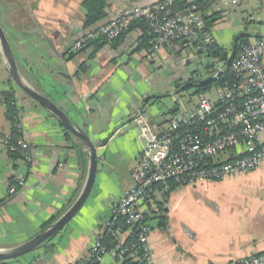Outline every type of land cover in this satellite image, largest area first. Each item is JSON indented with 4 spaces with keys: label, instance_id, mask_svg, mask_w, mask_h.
<instances>
[{
    "label": "crops",
    "instance_id": "1",
    "mask_svg": "<svg viewBox=\"0 0 264 264\" xmlns=\"http://www.w3.org/2000/svg\"><path fill=\"white\" fill-rule=\"evenodd\" d=\"M156 1L109 0L103 21ZM83 2L0 0V23L22 76L91 134L99 157L91 196L78 215L32 253L4 264H75L86 259L111 218L112 206L132 184L131 170L142 151L133 116L141 109L150 122L161 126L173 109L172 104L164 110L161 105L150 107L153 97L144 101L145 94L168 93L174 76L180 77L160 63L172 55V46L151 59L141 47L142 31L135 28L97 52H73L75 40L94 28L85 26ZM214 12L221 17L210 32L229 53L239 32L251 34L249 43L264 36V0L238 4L219 0L212 6ZM201 74L196 76H209ZM10 88L29 159L14 160L2 141L10 135L12 122L0 98L1 250L29 240L65 212L83 190L89 169L81 142L69 138L53 114L17 88L0 51V96ZM104 139L105 144H100ZM20 178L25 184L11 195L10 186ZM158 189L153 205L157 216L150 220L149 234L156 264H240L264 254V169L195 185L161 184ZM100 264H139V257L110 251Z\"/></svg>",
    "mask_w": 264,
    "mask_h": 264
},
{
    "label": "built area",
    "instance_id": "2",
    "mask_svg": "<svg viewBox=\"0 0 264 264\" xmlns=\"http://www.w3.org/2000/svg\"><path fill=\"white\" fill-rule=\"evenodd\" d=\"M186 1L191 5L175 15L168 11L172 0L124 9L106 24L79 36L72 46L73 52L77 53L97 40L111 44L129 31L136 20L146 19L152 33V46L147 56L155 60L157 53L172 46V55H167L160 62L161 66L181 67L193 59L205 57L213 64L209 75L214 79H220L227 71L233 77L230 82L220 83L221 89L214 94L193 92L187 106L183 105L173 86L169 93L178 98L174 104L175 112L163 117L161 126L150 122L143 110L135 113L132 122L138 126L142 151L131 170L132 184L112 206L111 218L92 245L88 257L75 264H100L110 251L125 256L137 255L139 264H156L149 243L151 222L138 227L140 234L131 246H128V239L148 205L154 204L161 184L195 185L264 169V36L253 43L240 45L227 69L225 61L207 56L209 46L215 40L206 29L194 0ZM231 1L240 3V0ZM173 58H177L178 63ZM0 98L4 101L2 94ZM15 118L17 121L13 126L20 133L19 145L25 155L29 146L24 138L20 112ZM2 141L8 151L14 149L8 136ZM27 155L25 157L29 158ZM18 184L23 186L25 180L20 178ZM17 190V186H12L9 193L15 194ZM119 218L121 222H118ZM108 234L115 242L113 248L104 241ZM137 246L139 253L135 252ZM240 264H264V254L250 256Z\"/></svg>",
    "mask_w": 264,
    "mask_h": 264
},
{
    "label": "water",
    "instance_id": "3",
    "mask_svg": "<svg viewBox=\"0 0 264 264\" xmlns=\"http://www.w3.org/2000/svg\"><path fill=\"white\" fill-rule=\"evenodd\" d=\"M250 36L251 34L245 31L236 34L233 40V46L230 53L227 52L228 55V60L226 63L227 69L230 68L237 54L241 39ZM0 51L5 60L6 68L10 75V78L17 86V88H19L26 96L31 98L33 101H36L40 105H42L48 112L53 114L56 117V119L64 126V128L68 132H70L72 136H74L78 141L81 142L89 157V169H88L87 180L78 198L67 208V210H65V212H63L58 218L52 221L47 227L43 228L38 234L30 238L29 240L8 250L0 249V260L10 261L20 258L26 254L32 253L40 246L47 243L56 234L61 232L64 229V227L67 224H69L72 221V219L78 215V213L83 209L89 197L91 196L96 180V175L98 172L99 157H98V143L93 140L91 134H89V132H87L62 107H60L56 102H54L51 98H49V96H47L44 92L34 88L33 86H31L26 82V80L24 79V77L22 76L19 70L15 53L12 49L10 41L1 23H0ZM197 74L198 72L196 73V75ZM196 75H194V73L192 72V75L190 77H181L180 79H182V81L184 82L183 88L189 86L203 87L209 84L210 82H213L214 80V77L211 75L205 78ZM145 95H146L144 99L145 102L149 101L150 97H153L152 98L153 102L151 106L149 105L150 107H152L154 105H158V106L161 105V101H163L162 100L163 95L168 96L169 92L162 94L161 96H157L154 94L153 95L145 94ZM149 106H147L145 109L149 108ZM105 142L106 139L102 140L100 144L104 145Z\"/></svg>",
    "mask_w": 264,
    "mask_h": 264
},
{
    "label": "trees",
    "instance_id": "4",
    "mask_svg": "<svg viewBox=\"0 0 264 264\" xmlns=\"http://www.w3.org/2000/svg\"><path fill=\"white\" fill-rule=\"evenodd\" d=\"M217 1H219V0H194L193 1V3H195L197 5L198 10L203 15V18H204V21H205V27H206V29L208 31L211 30V28L215 25L216 21L221 17V14L218 13V12L211 13L212 6ZM190 5H191V3H189L186 0H172V3H170L169 9H168L169 14L175 15V14L181 13L187 7H189ZM83 6H84V8L86 10L85 26L88 29L89 28H93V27L96 28L98 26L106 24L107 22H109L111 20V19H108L106 21H103V19H105L107 17V14H108L107 13V9L109 7V0H84ZM135 28H138V29H140L142 31L141 47L143 49H146V51H149L151 49V46H152V44H151L152 33H151L150 22L148 20H146V19L136 20L131 25L129 31H131V30H133ZM129 31H127L124 34H122L117 40L113 41L112 43L115 44L118 40L122 39ZM248 40H249L248 37L242 38L241 41H240L239 47L242 44L249 43ZM106 44H108V43L106 41H104V40H97V41H94L93 43H91L88 46L89 48H86V49H83V50H90L91 49L92 52H97ZM83 50H81V51H83ZM208 52L209 53L207 54V56L209 58L217 59L219 61H225L227 63V60H228L227 51L225 50V48L220 46L216 41H214L209 46V51ZM77 53H79V52H77ZM205 67L209 70L208 71V74H209V73H211V68L213 67V64H211V62H208L205 65ZM197 72H198V70L193 71L194 75H196ZM232 78L233 77H232L231 72L227 71L225 74H223L220 77V79H214L213 82H218V83H221V84H225L226 82H230L232 80ZM211 83L212 82H210L209 84H207V85H205L203 87L189 86V87L183 88L184 82L182 81V79H178V80L174 81V86L176 87V92L177 93L180 92L179 89H182V88L184 90L185 89L189 90L191 88H195V92L196 93H202V92H205L210 87ZM2 95L4 97V101L3 102H4L5 107H6V114H7L8 118L12 122L11 133H10V135H8V137L10 138V143L14 146V149L10 150L9 154L14 160H19V159H23V158L27 159V157H25L24 152H22V150L20 148V145H19L18 137L20 136V133L13 126L14 123L17 121L15 117L20 112L18 107H17V104H16L14 89L10 88L8 90H4L2 92ZM175 105H176V103H175ZM173 109H174V105H173ZM173 109L169 113H174L175 110H173ZM66 132H67V136L69 138L72 137V134L70 132H68L67 130H66ZM18 180L13 181L12 185L10 186V188L12 186H17V189H19L21 186H19ZM19 190H17V191H19ZM11 195H13V194H11ZM153 205L154 204H149L148 205V209H147L146 212L143 213L141 221L132 230V234L130 235V237L128 239V246H131L132 243L137 241V238H138V236L140 234V230L138 229V227L141 224H143L144 222H150V220L155 219V217L157 216V212L153 208ZM153 215H155V216L152 217ZM55 219H56V217L51 219L49 222H47L43 226V228L47 227ZM121 221H122L121 218H119L118 222H121ZM104 241L108 245L109 248H113L114 247L115 242L113 241V237H111L109 234L105 237ZM138 249H139V246L136 247V251L135 252L139 253ZM0 264H4V262L0 261ZM88 264H91V263H88Z\"/></svg>",
    "mask_w": 264,
    "mask_h": 264
},
{
    "label": "rangeland",
    "instance_id": "5",
    "mask_svg": "<svg viewBox=\"0 0 264 264\" xmlns=\"http://www.w3.org/2000/svg\"><path fill=\"white\" fill-rule=\"evenodd\" d=\"M173 60H174L175 63L178 62L177 58H175V59L173 58ZM208 60H209L208 58L202 57L199 60L193 59L190 66L189 65H180L181 67L173 68V67H171V65H168V66H164L165 67L164 69L168 70L170 74L173 73V72L174 73L178 72L180 77L174 76L175 80H178L181 77H190L194 70H198V74L202 73L201 75L205 76L208 73V71H209L206 67H204L208 63ZM172 84H174V82H171V86H172ZM221 87H222V85L220 83L212 82L210 84V87L204 93L206 95L214 94L216 91L220 90ZM179 90H180V92H178V93L181 96L180 98H182L183 105L187 106V102L189 101L190 98H192L190 96V94L195 92V88H191L189 90L188 89H185V90L184 89H179ZM170 95L171 94L169 93L168 96H166V95L164 96L163 95V97H162L163 101H161V107H163V110L166 108V106H168V104L174 105L175 102L178 99L177 97L170 96ZM192 96H194L193 99L196 100V97H195L196 95L193 94Z\"/></svg>",
    "mask_w": 264,
    "mask_h": 264
}]
</instances>
